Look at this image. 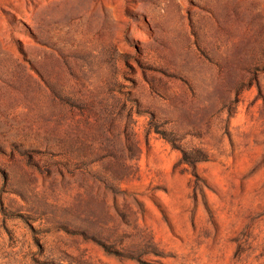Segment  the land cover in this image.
<instances>
[{
  "label": "rangeland",
  "instance_id": "1",
  "mask_svg": "<svg viewBox=\"0 0 264 264\" xmlns=\"http://www.w3.org/2000/svg\"><path fill=\"white\" fill-rule=\"evenodd\" d=\"M0 264H264V0H0Z\"/></svg>",
  "mask_w": 264,
  "mask_h": 264
}]
</instances>
